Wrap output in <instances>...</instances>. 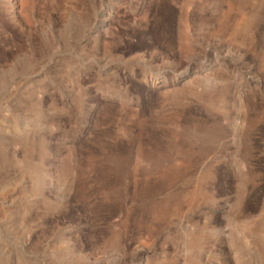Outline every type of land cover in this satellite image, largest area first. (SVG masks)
I'll list each match as a JSON object with an SVG mask.
<instances>
[{"label":"rangeland","instance_id":"1","mask_svg":"<svg viewBox=\"0 0 264 264\" xmlns=\"http://www.w3.org/2000/svg\"><path fill=\"white\" fill-rule=\"evenodd\" d=\"M0 264H264V0H0Z\"/></svg>","mask_w":264,"mask_h":264}]
</instances>
